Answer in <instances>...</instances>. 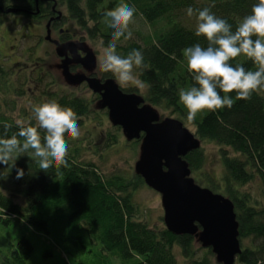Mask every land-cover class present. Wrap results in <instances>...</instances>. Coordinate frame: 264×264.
Here are the masks:
<instances>
[{"label":"trees","instance_id":"trees-1","mask_svg":"<svg viewBox=\"0 0 264 264\" xmlns=\"http://www.w3.org/2000/svg\"><path fill=\"white\" fill-rule=\"evenodd\" d=\"M6 1L8 8L19 9L24 2ZM6 1L0 0V4ZM51 2L57 10L65 7L67 12L57 11L59 19H56L55 29L66 21H73L84 31L82 41L99 42L104 47L110 43L112 35L105 12L124 3L135 8L133 19L142 18L149 31L137 30L136 35L130 37L125 33L116 42V54L126 57L133 49L141 51L143 63L137 69L147 86L145 102L171 109L181 121L194 125L199 140L215 142L220 147L223 173L219 180L204 173L198 176L205 164L201 147L191 151L186 160L192 173L199 177L196 182L205 181L203 187L224 193L223 196L235 206L242 246L236 262L264 264V89L254 92L249 100L236 99L235 92L229 93L234 101L231 108L199 113L193 121L187 119V109L179 99L180 90H187L194 83L187 71L183 49L196 43L207 46L205 37L195 35L198 10L209 8L217 17L231 24L235 31L242 19L251 14L257 0ZM189 7L193 9L192 16L187 14ZM49 15L43 17L46 24ZM12 57L8 55L0 59V92L2 101L9 106L7 110L0 108V136L4 135V125H11L4 138L19 131L15 123L18 117L13 112L16 111L17 99L24 97L29 88L28 79L43 89L42 103L55 101L61 107L71 109L77 115V122H81L83 116H89L95 99L101 100L98 95L90 100L64 94L57 89L49 91L48 84L52 88L56 85L54 79L45 82L51 75L50 71L29 73L26 69L19 73L14 70L16 63L6 64ZM230 63L234 67L241 64L245 70H256L253 62L243 55ZM8 92L13 93L14 101L7 102L8 94H4ZM220 94L224 95L222 91ZM21 113V120L36 126L33 113L28 114L27 108H23ZM114 127L121 130L120 126ZM40 132L43 138L44 131ZM108 137V146L117 142V135L113 132ZM65 140L68 144L66 166L58 170L50 168L45 173L39 169L38 158L24 153L18 159L13 156L11 160L12 179L5 181L0 178V222L8 226L12 220L17 221L27 229L16 244L10 243V253L3 257L2 264H181V257L184 264H213L211 256L215 254L211 248L202 257H197V245L203 246L196 237L176 235L166 225L154 226L139 218L140 209L134 201V193L145 183L139 174L135 173L134 177L107 174L97 162L82 158V146L76 139L65 134ZM128 141L140 142L141 139ZM18 168L24 169V176L20 179L16 176ZM7 170L4 164L0 167V172ZM256 180L260 181V195L245 188ZM38 249L41 252L37 260L34 252Z\"/></svg>","mask_w":264,"mask_h":264},{"label":"clouds","instance_id":"clouds-1","mask_svg":"<svg viewBox=\"0 0 264 264\" xmlns=\"http://www.w3.org/2000/svg\"><path fill=\"white\" fill-rule=\"evenodd\" d=\"M134 13L135 8L127 3L105 12L112 35L110 43L102 48V54L98 57V69L102 73H111L122 89L130 85L142 87L133 75V67L143 63L142 52L133 49L126 57L116 54V42L125 33L131 36L128 28ZM187 14L193 15L191 7L187 9ZM195 35L205 37L207 46L196 43L183 49L187 71L194 82L189 89L179 92L189 121L205 111L231 108L234 101L229 93L235 92L236 99L249 100L254 92L264 89V0H257L251 14L242 19L235 31L231 24L217 17L209 8L198 10ZM241 55L253 62L255 71L245 70L241 64L234 67L230 63ZM31 111L36 126L17 119L15 123L19 131L4 138L11 127L4 125V135L0 136V163L8 166L13 156L18 159L21 154L31 153L38 158L39 169L45 173L50 168L58 170L66 166L68 144L65 134L72 139H77L81 134L76 113L55 101L34 105ZM40 130L44 131L43 138ZM16 176L17 179L22 178L24 169L18 168Z\"/></svg>","mask_w":264,"mask_h":264},{"label":"rangeland","instance_id":"rangeland-1","mask_svg":"<svg viewBox=\"0 0 264 264\" xmlns=\"http://www.w3.org/2000/svg\"><path fill=\"white\" fill-rule=\"evenodd\" d=\"M58 12L67 14L65 7L58 9ZM30 23L31 22L29 18L22 17L20 14H2V23L0 25V59L3 60L4 56L8 55L13 56L12 58L8 59L10 61H6V64L8 65L9 63L11 65L12 63H16L14 65V70L19 73L24 72L26 69L29 71V73H36L37 71H50L51 75L45 79V82L54 79L56 80V85L54 88H52V86H50L51 84L47 83L49 91L54 92V89H57L59 92L64 94L87 97L90 100L95 99V91L92 92L91 88L84 84V82L71 83L67 80L63 72V68L61 67L62 60L59 59L55 47L52 44L50 45L49 42H47L44 38L46 36L45 34H47L46 31H48L46 29V22H43L42 25L38 24L36 27H32ZM36 28L38 32L42 33V37L37 35L35 30ZM61 29H70L73 33H76V35L72 37L71 40L86 48L89 53L94 54L96 67L93 69V71L100 73L98 69V57L101 56L102 48L104 46L99 42L93 43L88 40L82 41L81 37L84 35V31L80 29L73 21H66V23L59 25V29L52 28V37H58ZM148 29L147 23H145L142 18L137 17L132 20V23H130L128 32L131 33V36H135L137 30L147 32L149 31ZM39 39H41V42H39ZM32 49L34 50L32 51ZM43 59H45V61H43ZM89 73L90 72L87 70L83 71L82 69V71L78 74L87 76ZM133 75L140 81L142 87L134 85L133 87L135 91L133 90L132 93L138 94L139 96L145 98L147 86L140 79L136 66L133 67ZM23 80H25L24 76ZM109 80H113L116 83L115 78ZM27 81V87L29 88L24 97L17 99L16 111L13 112L14 115L20 120V116L22 115L21 111L23 108H27L28 114H32V106L42 104L43 99L41 98L43 95V89L41 86H38V84L32 79H28ZM4 95H7V102L9 100L14 101L13 93L8 92ZM39 98L40 100L38 101ZM2 99V93L0 92V108L2 110H7V107L9 108V106L5 105V101L3 102ZM47 101L49 100H46V102ZM148 104L159 113L161 119L169 117L179 119L173 114V112H171V109L154 106L150 103ZM90 108H92V112H90L89 116H83L81 122H77L81 134L76 140L78 144L82 146V158L97 162L101 169L107 174L120 173L126 177L136 176L135 166L141 155L142 141L129 142L125 138L126 136L124 135L122 128L121 130L117 131L112 124L108 109L102 106L101 100L95 99ZM183 123L185 127H187L191 132L195 133V127L193 124L189 122ZM111 132L117 135V142L111 146H108V135ZM200 142L201 149L205 154V164L202 167V171L198 173V176H200L201 173H204V175L207 177L219 180L223 173L220 147L215 142L201 140ZM2 166L3 164H0V167ZM4 167L8 170L5 172H0V178L2 177V179L6 181L11 178V161H9L8 166L4 165ZM191 176L195 180L196 178L199 179L196 174L192 173ZM197 183L202 187L204 186L203 184H206L205 181ZM245 188L252 190L256 195H260L261 193V185L259 180L248 184ZM218 194H221V192ZM223 194L224 193L221 195ZM21 199L23 202V198ZM134 201L139 206L140 219L148 221L154 226H165L162 196L159 192L150 188L146 183H144L143 186H140L136 189L134 193ZM25 232H27V229L17 221L12 220L8 226L3 225L0 222V264H2L3 257L10 253V243L16 244ZM207 250L208 247H201L197 245V257H202L205 253H207ZM40 252L41 249L35 250L34 252L37 260L39 259ZM179 260L181 264H184V258L181 257ZM211 260L213 264H218L215 255L211 256ZM235 264L238 263L236 262Z\"/></svg>","mask_w":264,"mask_h":264},{"label":"water","instance_id":"water-1","mask_svg":"<svg viewBox=\"0 0 264 264\" xmlns=\"http://www.w3.org/2000/svg\"><path fill=\"white\" fill-rule=\"evenodd\" d=\"M6 11L16 13L20 9ZM64 49L60 47V53ZM83 61L90 71L96 67L93 53ZM63 63L69 82L88 81L91 89L101 92L102 106L128 140H142L136 173L161 194L167 229L176 235L196 237L203 247L213 250L219 263L235 264L242 252L235 206L225 196L200 186L191 176L186 156L201 147L195 133L180 119H161L143 97L124 92L113 80L102 84L94 77L74 75L68 68L70 59L65 58Z\"/></svg>","mask_w":264,"mask_h":264},{"label":"flooded vegetation","instance_id":"flooded-vegetation-1","mask_svg":"<svg viewBox=\"0 0 264 264\" xmlns=\"http://www.w3.org/2000/svg\"><path fill=\"white\" fill-rule=\"evenodd\" d=\"M2 1V0H1ZM6 1V0H4ZM24 2L21 4L22 8H20V11L18 13H11V14H20L22 17H27L30 20V24L33 26H37L38 24H43V17L44 15H49L50 12H52L48 16V22L46 24V29L48 31L46 36L44 37L49 44L53 45L57 51V54L59 56V59L62 60V65L61 67L64 68V58L70 59V63L68 64L69 71L74 74V75H83V74H78L82 71L87 70L90 72L87 76L88 77H94L98 78L102 84H106V82L109 79H114L113 75L111 73H102V72H97V71H90L85 67V63L83 59L87 56L89 53L86 48L81 46L79 43L71 40L72 37L76 35V33H73L69 29H61L59 32L58 37L53 38L51 35L52 28H54V25L56 24V19H59L58 17V10L52 6L51 0H23ZM30 1V3H29ZM7 1L3 2V4H0V7H3L5 10L9 9L7 5ZM5 10H0V14H5ZM50 11L46 13L47 11ZM7 13V15H11ZM41 17V19H40ZM31 28V27H29ZM37 32L38 36L42 37V33L37 31V28L35 29ZM16 39V38H15ZM49 45V46H50ZM60 47H65V49L60 53L59 49ZM80 82V81H79ZM84 84H86L89 88V83L88 81H83ZM80 82V83H83ZM134 85H130L126 88H123L122 90L126 93H132L133 92V87ZM92 92H94L93 89H91ZM95 95H98L101 98V92H94Z\"/></svg>","mask_w":264,"mask_h":264},{"label":"bare ground","instance_id":"bare-ground-1","mask_svg":"<svg viewBox=\"0 0 264 264\" xmlns=\"http://www.w3.org/2000/svg\"><path fill=\"white\" fill-rule=\"evenodd\" d=\"M65 59V58H64ZM64 64V63H63ZM63 68V67H62ZM63 72H64V68H63Z\"/></svg>","mask_w":264,"mask_h":264}]
</instances>
